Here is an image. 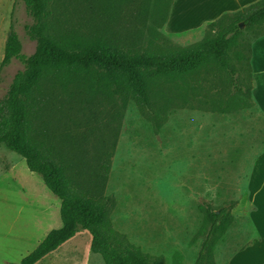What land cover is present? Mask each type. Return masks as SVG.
I'll list each match as a JSON object with an SVG mask.
<instances>
[{"label":"rangeland","instance_id":"1","mask_svg":"<svg viewBox=\"0 0 264 264\" xmlns=\"http://www.w3.org/2000/svg\"><path fill=\"white\" fill-rule=\"evenodd\" d=\"M168 1L150 6V11L163 14ZM223 2L178 0L179 13L169 15L159 29L175 45L194 43L206 34L207 18L215 20L219 9H224ZM55 9L62 31L90 30L112 41H131V31L151 23L149 14L146 18L142 8L128 0H56ZM202 17L206 22L189 28L178 26L186 18ZM31 22L24 0H0V65L12 23L23 52L30 55L35 51L36 41L26 32ZM245 31L244 40L252 45L255 32ZM141 39L139 43L146 44V39ZM23 67L22 61L14 58L0 70V100ZM85 96L66 97L67 109L57 115L54 124L55 143L64 150L65 140H73L75 160L81 156L87 159L100 136L107 143L116 139L105 194L115 201L111 210L115 228L133 244L165 264H194L204 238L199 234L204 222L202 207L218 209L232 201L236 202L234 221L217 246V264H224L252 242L256 232L248 218V172L264 149V117L258 108L220 113L183 106L168 117L159 132H153L133 101L122 108L117 96L90 103ZM60 209V198L42 177L29 169L21 155L0 145V264L19 263L52 229L62 226ZM78 240V244L73 239L47 257L44 264L84 262L85 239L81 235ZM90 264L106 263L96 253Z\"/></svg>","mask_w":264,"mask_h":264},{"label":"trees","instance_id":"2","mask_svg":"<svg viewBox=\"0 0 264 264\" xmlns=\"http://www.w3.org/2000/svg\"><path fill=\"white\" fill-rule=\"evenodd\" d=\"M55 1L24 0L32 18L26 32L36 41L32 54L23 52L11 24L0 70L14 58L24 67L0 100V145L21 155L60 198L62 226L52 229L19 263L8 264H36L81 230L91 233V251L106 264H165L113 224L115 201L105 194V187L116 139L109 144L100 136L87 159L74 160L73 140H65L64 150L55 143L56 117L67 109L66 97L72 99L76 93L85 94L87 103L117 96L122 108L133 101L153 132L183 106L220 113L254 107L252 45L244 33L254 31V40L264 35V0L222 14L208 24L203 38L189 45L171 43L159 29L168 20L172 0L161 15L150 11L161 0H128L151 20L130 32L131 41H112L90 30L62 31ZM141 38L146 44L139 43ZM235 206L232 201L218 209L202 207L199 234L204 238L194 264H217L216 249L234 221Z\"/></svg>","mask_w":264,"mask_h":264},{"label":"crops","instance_id":"3","mask_svg":"<svg viewBox=\"0 0 264 264\" xmlns=\"http://www.w3.org/2000/svg\"><path fill=\"white\" fill-rule=\"evenodd\" d=\"M178 0H172L170 6V13H179V9L176 8V3ZM223 3H226L224 9H219L216 16L220 17L226 12H235L243 9L244 7L258 1V0H221ZM181 3V9H184V5ZM186 3V2H185ZM187 4V3H186ZM219 4V3H218ZM222 4V3H221ZM182 11V10H181ZM176 12V13H175ZM168 15V19H169ZM178 15V14H177ZM216 17V18H218ZM212 17H208L209 22ZM215 18V19H216ZM171 19V16H170ZM205 17L199 19H193L190 21L188 18L184 19V23L178 26L192 27L198 24H201L204 21ZM210 19V20H209ZM200 20V21H199ZM168 21V20H167ZM178 21V19L176 20ZM206 22V21H204ZM251 66L253 72L252 86H253V96H254V107L260 110V113L264 117V35L257 38L252 43V58ZM248 188H247V201L251 206L248 218L253 225V228L256 232V237L252 239V242L247 245L245 248L233 253L229 259L224 264H264V149L257 155L256 158L252 161V165L248 172ZM61 227V226H60ZM81 235L85 239V260L84 262H77V264H90L92 254H96L91 251V241L92 235L88 230L79 231L74 237L70 238L64 242L60 247L51 253L44 256L37 263L44 264V260L47 259L50 255H53L56 251H60L73 239H78ZM47 236V235H46ZM74 244H78V242ZM77 248V245H75ZM82 258V255L74 256V258ZM36 263V264H37Z\"/></svg>","mask_w":264,"mask_h":264},{"label":"water","instance_id":"4","mask_svg":"<svg viewBox=\"0 0 264 264\" xmlns=\"http://www.w3.org/2000/svg\"><path fill=\"white\" fill-rule=\"evenodd\" d=\"M241 26L243 27V24H241Z\"/></svg>","mask_w":264,"mask_h":264}]
</instances>
